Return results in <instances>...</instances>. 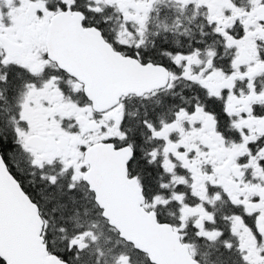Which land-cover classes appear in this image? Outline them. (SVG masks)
<instances>
[{
    "label": "snow or ice",
    "instance_id": "snow-or-ice-1",
    "mask_svg": "<svg viewBox=\"0 0 264 264\" xmlns=\"http://www.w3.org/2000/svg\"><path fill=\"white\" fill-rule=\"evenodd\" d=\"M0 264H264V0H0Z\"/></svg>",
    "mask_w": 264,
    "mask_h": 264
}]
</instances>
